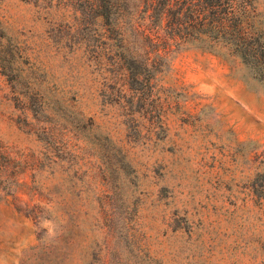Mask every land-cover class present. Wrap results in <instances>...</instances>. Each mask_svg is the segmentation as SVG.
Listing matches in <instances>:
<instances>
[{"label": "rangeland", "instance_id": "rangeland-1", "mask_svg": "<svg viewBox=\"0 0 264 264\" xmlns=\"http://www.w3.org/2000/svg\"><path fill=\"white\" fill-rule=\"evenodd\" d=\"M137 2L0 0V264H264V0L172 39Z\"/></svg>", "mask_w": 264, "mask_h": 264}, {"label": "trees", "instance_id": "trees-1", "mask_svg": "<svg viewBox=\"0 0 264 264\" xmlns=\"http://www.w3.org/2000/svg\"><path fill=\"white\" fill-rule=\"evenodd\" d=\"M108 3L113 5L117 20L119 12L125 9L126 0H108ZM240 4L242 0H138L136 5L148 20L147 37L159 38L161 35L156 30L160 25L166 39H172L203 33L225 36L228 32L232 37L239 36Z\"/></svg>", "mask_w": 264, "mask_h": 264}]
</instances>
